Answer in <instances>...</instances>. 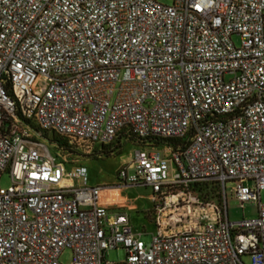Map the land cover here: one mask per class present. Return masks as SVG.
Masks as SVG:
<instances>
[{"label": "built area", "instance_id": "built-area-1", "mask_svg": "<svg viewBox=\"0 0 264 264\" xmlns=\"http://www.w3.org/2000/svg\"><path fill=\"white\" fill-rule=\"evenodd\" d=\"M31 132L138 144L119 186L174 212L145 243ZM2 174L0 264H264V0H0Z\"/></svg>", "mask_w": 264, "mask_h": 264}, {"label": "rangeland", "instance_id": "rangeland-1", "mask_svg": "<svg viewBox=\"0 0 264 264\" xmlns=\"http://www.w3.org/2000/svg\"><path fill=\"white\" fill-rule=\"evenodd\" d=\"M163 5H171L173 0H156ZM233 42L240 44V38L233 36ZM37 140L41 141L49 148L52 155L57 157L58 161L64 163L68 170L76 167H85L86 185L104 187L100 193L99 204L103 207L114 208L125 211L129 217L132 227L136 232H141V239L148 243L151 234L156 230V224L159 220L157 216L166 221L172 209H163L158 213L156 206L152 204L151 192L149 188L139 185L119 186L117 171L125 166L131 159L135 150L141 148L132 141H121V146L105 149L104 153L97 152L98 146L88 148L84 144L53 135L49 132H39V135L33 134ZM55 143L58 145L55 146ZM89 150H91L89 152ZM79 181H75L78 184ZM10 185V178L7 174L0 175V187L6 188ZM260 202L264 204V190L260 192ZM234 205V203H231ZM171 212H170V211ZM250 206L245 210L232 209L230 216H239L250 212ZM167 217V218H166ZM172 222V219H169ZM161 222V221H160ZM105 259L109 263L117 264L123 259V253L120 249H111L105 253ZM71 260L69 250H65L59 256L61 264H68ZM245 264H250L248 257H244Z\"/></svg>", "mask_w": 264, "mask_h": 264}, {"label": "trees", "instance_id": "trees-1", "mask_svg": "<svg viewBox=\"0 0 264 264\" xmlns=\"http://www.w3.org/2000/svg\"><path fill=\"white\" fill-rule=\"evenodd\" d=\"M64 138V137H62ZM68 139V138H67ZM71 140V139H70ZM74 141V140H72ZM77 142V141H76ZM185 142V139H169L168 141H166V145H170L171 147L173 148H176L178 147L179 145H183ZM80 143V142H78ZM80 144H84L85 146H88V148H94V145H91V144H85V143H80ZM55 146H57L58 148V145L55 143ZM121 146V141L119 139H116L114 142H112L111 144H108V145H103V146H100L98 149H97V152L99 153H104V152H107L105 151V149L109 148V147H112L111 150H113V148H116V147H119ZM94 149H93V152H94ZM91 150H89L90 152ZM92 152V151H91Z\"/></svg>", "mask_w": 264, "mask_h": 264}, {"label": "crops", "instance_id": "crops-1", "mask_svg": "<svg viewBox=\"0 0 264 264\" xmlns=\"http://www.w3.org/2000/svg\"><path fill=\"white\" fill-rule=\"evenodd\" d=\"M129 216V215H128ZM129 219H130V217H129ZM131 223V222H130Z\"/></svg>", "mask_w": 264, "mask_h": 264}]
</instances>
